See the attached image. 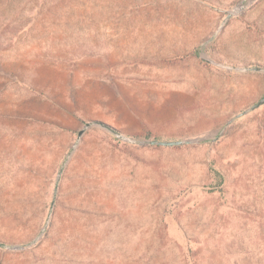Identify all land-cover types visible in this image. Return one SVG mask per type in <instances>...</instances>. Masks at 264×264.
<instances>
[{
  "label": "rangeland",
  "instance_id": "rangeland-1",
  "mask_svg": "<svg viewBox=\"0 0 264 264\" xmlns=\"http://www.w3.org/2000/svg\"><path fill=\"white\" fill-rule=\"evenodd\" d=\"M263 97L264 0H0V264H264Z\"/></svg>",
  "mask_w": 264,
  "mask_h": 264
},
{
  "label": "water",
  "instance_id": "water-1",
  "mask_svg": "<svg viewBox=\"0 0 264 264\" xmlns=\"http://www.w3.org/2000/svg\"><path fill=\"white\" fill-rule=\"evenodd\" d=\"M233 16V13H228L227 18H230ZM226 21V20H225ZM246 69H255V70H261L262 66H255V67H247ZM264 104V97L259 100L257 103L251 106V110L259 107L260 105ZM245 112H242L241 114H244ZM95 124H98L102 126L103 128L117 134L120 138L126 139L127 136L121 131L116 128L115 126L106 123L104 121H96L94 122ZM88 125H91V122H88ZM83 131H80V134H82ZM205 137H197V138H191V139H186V140H159V139H147L145 142L147 144H156V145H165V146H171V145H181L183 143H196L204 140ZM0 245H4L3 243H0Z\"/></svg>",
  "mask_w": 264,
  "mask_h": 264
},
{
  "label": "crops",
  "instance_id": "crops-1",
  "mask_svg": "<svg viewBox=\"0 0 264 264\" xmlns=\"http://www.w3.org/2000/svg\"><path fill=\"white\" fill-rule=\"evenodd\" d=\"M212 29H214V27H212ZM190 42H191V45H193V46L196 45V39L191 40ZM188 46H189V45H188ZM191 63L194 65V68L198 65V61H197V59H193V60L191 61ZM195 70H196V68H195ZM153 71H154V70H152V68L149 69V73H150L151 75H153ZM192 80L195 81L194 79H192ZM155 87H162V86H158V85L155 84Z\"/></svg>",
  "mask_w": 264,
  "mask_h": 264
}]
</instances>
